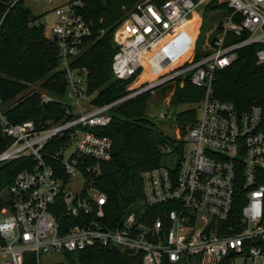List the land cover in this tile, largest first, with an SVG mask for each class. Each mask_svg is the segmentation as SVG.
Listing matches in <instances>:
<instances>
[{
    "label": "built area",
    "instance_id": "2783aa9c",
    "mask_svg": "<svg viewBox=\"0 0 264 264\" xmlns=\"http://www.w3.org/2000/svg\"><path fill=\"white\" fill-rule=\"evenodd\" d=\"M46 1H56L55 22L45 35L56 42L57 67L66 80L64 117L36 129L31 121L9 123L0 115L1 132L10 139L0 162L34 159L6 188L0 264H23L26 253L49 264L45 256L96 245L139 255L141 264H218L227 255L234 264H264V94L244 108L214 96L215 72L230 65L240 47L258 44L256 63H264V0H223L228 13L206 53L192 54L146 85H135L144 56L208 0L137 1L114 30L110 69L121 80L140 71L127 94L89 110L81 104L91 96L86 72L71 62L85 48L92 24L79 12L81 0ZM124 22L127 31L118 40ZM182 76L203 95L195 121L177 131L180 153L141 171L140 202L111 223L107 195L94 178L99 162L110 159L112 143L91 129L109 123L111 106Z\"/></svg>",
    "mask_w": 264,
    "mask_h": 264
},
{
    "label": "trees",
    "instance_id": "16d2710c",
    "mask_svg": "<svg viewBox=\"0 0 264 264\" xmlns=\"http://www.w3.org/2000/svg\"><path fill=\"white\" fill-rule=\"evenodd\" d=\"M137 1L140 0H81L79 12L91 22L92 35L71 65L85 70L86 95L95 93L91 100L95 106L106 105L127 94V84L140 71L121 80L115 78L110 69L112 56L117 50L114 30ZM204 7L209 10L225 7V4L208 0ZM257 48L258 44L240 47L236 59L215 72L214 96L217 99L244 108L263 98L264 63H256ZM57 64L56 42L45 35L39 17L24 5L23 0H0V115L9 123L31 121L36 129L60 121L64 117L66 80ZM149 66V63L143 65L136 82L144 77ZM173 82L172 106L197 103L202 98L203 91L193 86L186 76ZM33 84H38L45 94L30 89ZM150 91L111 106L109 123L91 129L97 135L109 137L112 143L110 159L99 162L98 174L94 178L95 186L107 195L111 223L140 202L143 196L141 171L165 163L169 155L177 158L180 153L181 141L165 135L146 115ZM43 95L49 96L50 100L43 101ZM196 114L195 107L175 113V122L181 133L195 121ZM58 139L54 138V141ZM9 143L10 139L1 132L0 124V151ZM33 162L31 156L0 162V190L7 188L15 175ZM51 164L57 166L54 161ZM6 202L7 195L4 200L0 199V210ZM62 256L63 260L49 264H141L139 255L97 245L77 252H64ZM233 260V256L227 255L218 264H234ZM23 264H37L36 256L26 253ZM163 264L169 263L164 261Z\"/></svg>",
    "mask_w": 264,
    "mask_h": 264
},
{
    "label": "rangeland",
    "instance_id": "374dc122",
    "mask_svg": "<svg viewBox=\"0 0 264 264\" xmlns=\"http://www.w3.org/2000/svg\"><path fill=\"white\" fill-rule=\"evenodd\" d=\"M216 2L218 4H224L223 0H216ZM23 3L35 16L39 17V22L44 28V33L49 31L55 22V16L51 7L56 1L49 3L46 0H23ZM227 13L228 11L225 7L209 10L205 9L204 4L198 7L192 14L190 22L181 29L180 32L176 33L174 36L170 35L168 39L167 37L164 38L161 41L162 43L152 49L151 61L148 62L151 64L149 68L153 66V63H156L160 68L167 67L168 69L172 65L174 66L181 61L189 59L192 54L193 56H202L205 54L204 48L207 46L206 44L211 40L221 18ZM114 42L117 45L115 40ZM142 83L146 85L150 82H141V80H139L135 85ZM161 87L162 88H154L150 91L147 100L146 115L165 135L177 139L179 126L175 122V113L188 107L196 108L197 105L193 103L172 106L171 99L175 89L174 82H170ZM30 89L39 90L42 94H45L44 91L39 88L38 84L31 85ZM94 95L95 93L87 97L86 100L81 103L85 105L88 110L92 108L91 100ZM63 100H66L65 97ZM1 109L2 105L0 104V112ZM161 115H163V117H161ZM5 196L6 187L0 190V199L4 200ZM63 259L61 254H55L50 257L45 256L44 261L56 262Z\"/></svg>",
    "mask_w": 264,
    "mask_h": 264
},
{
    "label": "bare ground",
    "instance_id": "6f19581e",
    "mask_svg": "<svg viewBox=\"0 0 264 264\" xmlns=\"http://www.w3.org/2000/svg\"><path fill=\"white\" fill-rule=\"evenodd\" d=\"M190 20H191V19H189L188 21L182 23V24L177 28L176 31H180L181 29H183V28H184V27L190 22ZM126 31H127V24H126V22H124V23H122V25H121L120 27H118V29L116 30V37H117V39L120 40L122 34H123V33H126ZM176 31H175V32H176ZM166 37H168V36H166ZM166 37H165V38H166ZM163 39H164V38H163ZM163 39H161V40H159L158 42H156V43L152 46L151 50H150V51L144 56V58H143V65H144L145 63H148V62L151 61V51H152V49H154L157 45H159L160 43H162L161 41H162ZM174 43H175V41H174ZM178 43H179V42H178ZM175 44H176V43H175ZM167 70H168L167 67H165V68H160L156 63H153V66L150 67V68L147 70V72L145 73L144 77L141 79V82H144V81H147V80H151V79L157 77L158 75L162 74L163 72H165V71H167Z\"/></svg>",
    "mask_w": 264,
    "mask_h": 264
},
{
    "label": "crops",
    "instance_id": "0c3cea01",
    "mask_svg": "<svg viewBox=\"0 0 264 264\" xmlns=\"http://www.w3.org/2000/svg\"><path fill=\"white\" fill-rule=\"evenodd\" d=\"M178 32H180V31H176V32H174L171 36H174V35H176V33H178ZM169 38V36L167 37V39Z\"/></svg>",
    "mask_w": 264,
    "mask_h": 264
},
{
    "label": "water",
    "instance_id": "95a60500",
    "mask_svg": "<svg viewBox=\"0 0 264 264\" xmlns=\"http://www.w3.org/2000/svg\"><path fill=\"white\" fill-rule=\"evenodd\" d=\"M53 38H55V36H53Z\"/></svg>",
    "mask_w": 264,
    "mask_h": 264
}]
</instances>
